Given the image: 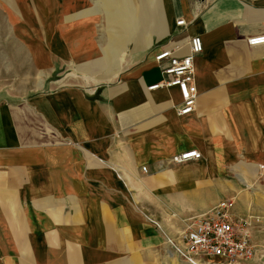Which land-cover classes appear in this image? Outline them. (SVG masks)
Returning <instances> with one entry per match:
<instances>
[{"label": "crops", "instance_id": "obj_1", "mask_svg": "<svg viewBox=\"0 0 264 264\" xmlns=\"http://www.w3.org/2000/svg\"><path fill=\"white\" fill-rule=\"evenodd\" d=\"M14 1L0 2V264H162L170 221L223 197L264 215V46L246 44L264 0ZM193 36L195 110L178 116L176 88H148L166 79L155 55Z\"/></svg>", "mask_w": 264, "mask_h": 264}, {"label": "built area", "instance_id": "obj_2", "mask_svg": "<svg viewBox=\"0 0 264 264\" xmlns=\"http://www.w3.org/2000/svg\"><path fill=\"white\" fill-rule=\"evenodd\" d=\"M184 21L178 20L177 27ZM260 34L246 39L250 48L264 46V23ZM187 53L178 56L179 48L161 50L154 57L155 65L166 79L148 88H176L181 97L177 107L178 116H186L195 110L197 90L194 83V60L203 51L201 38L191 37L187 42ZM199 152L187 151L172 158L171 162L183 164L200 159ZM146 172V168H142ZM173 238L165 236L167 244L180 260L187 264H239L254 258L255 246L251 239V226L247 219L233 212V200L218 202L205 213L180 220ZM157 226V225H156Z\"/></svg>", "mask_w": 264, "mask_h": 264}, {"label": "rangeland", "instance_id": "obj_3", "mask_svg": "<svg viewBox=\"0 0 264 264\" xmlns=\"http://www.w3.org/2000/svg\"><path fill=\"white\" fill-rule=\"evenodd\" d=\"M0 2H2V0H0ZM14 2L17 4V0H15ZM2 3L6 6V4L4 2H2ZM19 10H20V8H19ZM5 11L6 10L1 9L0 10V16L4 15L6 17L7 12H5ZM20 13H21V11H20ZM226 199L233 200V212L236 215L237 214H239V215L244 214L243 210H241V209H243V207L237 206V202L235 203L234 198L223 197L218 202H221V201L226 200ZM191 217H194V215L190 216L189 218H191ZM243 218L247 219L248 222H250L251 239H252V242L255 246V254H254V258L252 260L246 261V262H239V264H264V215L258 216L257 218H250V219L248 217H245V216ZM176 227H179V228L182 227V223H180V222L176 223L175 221H170V224H168V227L166 229H164V230H166V232L164 231L166 234H164L163 232H161L162 229H160V227L158 225L156 226L158 231H160L161 234L163 233L164 238H165V236H167L169 238H173V235L175 233L174 229ZM165 244L167 245L168 248L166 250V253L163 254L162 264H187L178 258V256L174 252V250L169 246V244H167L166 238H165Z\"/></svg>", "mask_w": 264, "mask_h": 264}, {"label": "bare ground", "instance_id": "obj_4", "mask_svg": "<svg viewBox=\"0 0 264 264\" xmlns=\"http://www.w3.org/2000/svg\"><path fill=\"white\" fill-rule=\"evenodd\" d=\"M41 80V79H40ZM96 81V80H95Z\"/></svg>", "mask_w": 264, "mask_h": 264}]
</instances>
